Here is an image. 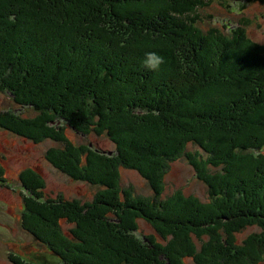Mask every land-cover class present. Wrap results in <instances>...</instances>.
Wrapping results in <instances>:
<instances>
[{"label": "trees", "instance_id": "trees-1", "mask_svg": "<svg viewBox=\"0 0 264 264\" xmlns=\"http://www.w3.org/2000/svg\"><path fill=\"white\" fill-rule=\"evenodd\" d=\"M212 1L0 0V89L37 112L6 119L2 113L6 122L0 126L33 143L71 144L68 127L80 136L107 137L113 145L111 154L85 144L80 152L74 145L45 151L57 168L100 186L84 211L79 199L45 194L39 171L23 170L22 186L31 196L24 200L22 226L38 240L47 236L48 251L58 253L61 264L264 260V43L248 35L244 16L246 2L264 0H216L224 7L217 13L236 23L216 25L204 10V25H198L196 12ZM144 43L158 48L163 66H144ZM201 86L204 100L198 104ZM190 142L199 146L203 161L183 154L207 199L156 197L149 204L153 215L137 203H130L132 212L116 203L119 167H134L151 180L147 172L165 174ZM128 192L135 193L131 186ZM118 208L123 214L116 216ZM141 217L162 241L138 234ZM60 219L74 240L64 238Z\"/></svg>", "mask_w": 264, "mask_h": 264}, {"label": "rangeland", "instance_id": "rangeland-1", "mask_svg": "<svg viewBox=\"0 0 264 264\" xmlns=\"http://www.w3.org/2000/svg\"><path fill=\"white\" fill-rule=\"evenodd\" d=\"M246 3L248 10L246 9V14H244V16L250 20V22L246 24V31L253 40L264 43V5L254 2L250 5L249 2ZM208 6L203 7L201 12L199 10L196 12L197 17L199 18L198 25H204V10L212 15L211 20L216 25H221V22L225 21L236 23V21L231 20V17L221 16L217 13L218 10H222L224 7L218 5L216 0H213L210 6ZM2 17H4V15ZM1 20L2 23H4V18ZM2 23L0 24V27L3 29L4 25H2ZM38 34L39 33L36 32L35 35ZM142 46H144L143 49L146 50V52H142L141 60L145 59L146 53L155 52L158 54V52H156L158 48L147 46L145 43ZM200 46L204 47V43L200 44ZM158 55L160 57L162 56L161 54ZM161 66L163 65L161 64ZM156 76V74H151L152 78ZM39 77H42V75H39ZM29 78L30 80L33 79L32 76ZM192 97L193 96H185L182 97V99L185 101L186 99L190 100ZM195 97L199 100L198 104L204 100V87L201 86L198 88ZM2 113L3 117L6 119V117L8 118L10 115L14 118L18 116V114L23 118L33 117L37 112L30 107L16 104L14 98L9 92H7V90H2L0 92V121L6 122L1 118ZM11 125L16 127L15 123H12ZM77 133L66 127V135L68 136L66 137L71 144L67 143L65 140H62L61 142L41 140L38 143H33L32 140L19 137L16 133L0 126V264H26L31 262L36 264H46L47 262L50 264H61L57 257L58 253L55 252L51 254L48 251V246H51V243L47 236H42V240H38L32 233L23 227L26 226V224L21 212L24 206L25 197L31 196V194L28 191L25 192V188L22 186L24 183L22 180L26 181L25 178H22V174L24 172L23 170L27 168L35 173L39 171V174L42 175V178L45 181V186H42L40 189L45 194L52 197L57 196V198L61 196L63 198L79 199L82 201L81 205L84 207L81 208L80 205V209L84 211L87 206L85 201L93 199V196L100 191V186L91 181L83 182L77 180L75 177L71 176L69 172L66 173L62 169L57 168L51 162L46 160L45 151L52 146L58 148L65 147V150H72L74 148L72 145H74L78 146V151L80 152V149H83L84 147L83 144H85L87 145V148H94V146L99 148L106 147L108 149V154H111L113 145L107 137H101V135L94 133V135H90L89 137L91 138H89L86 136H80L79 132ZM179 144L181 149L182 142L180 141ZM157 150L160 151L159 148ZM69 152L72 153V151ZM163 152L164 151H162V153ZM181 153L182 156L179 159H174V161L170 162L167 172H164L165 174H161L162 172H155V174L158 175L151 176L150 173L147 172V176L151 178V180H147L145 176L134 167H119L117 170L119 172L116 186L117 189H120L121 193H119V198H115L116 203L124 204L129 207L130 212H132L134 206V204L130 203H137L144 211L150 209L153 215L154 205L149 204H153V199L156 197L160 200L165 199L169 202H171L169 198L174 196L183 197L190 194L195 195V197L199 198L201 202L207 199V191L204 183L196 178L194 170L189 163L188 156L183 154L192 153L197 159L201 160L204 158L203 152L197 144L190 142L185 144ZM116 155H119V153H115V156ZM131 165L136 166V164L132 163ZM160 175L162 178L161 182ZM129 186L132 187V191L135 192L134 194L128 192ZM151 188L156 192H153ZM112 190L113 189H110V191ZM142 197L149 198L148 200H142ZM172 201L178 202L176 199ZM144 202H147V204H144ZM25 212L27 215L30 213L28 209ZM116 212V216L119 213L123 214L119 208ZM156 212L160 211L157 210ZM113 219L117 221L116 218ZM63 223L64 219H60L59 224L61 229L67 234L64 238L66 240H74V232L69 231V233H67V228L63 226ZM138 224V234L140 236L144 235L146 237L152 235L154 238L153 240L162 241V236L152 231V228L148 222H146L144 217H141L138 220ZM72 226L73 225L71 224L70 227ZM75 227L76 226H74L73 229ZM56 228L60 230L58 226H56ZM195 239L196 238L193 239V243L195 244L194 249L198 248V250H201ZM181 251H184V249ZM60 252L61 250L59 251V254ZM183 257L185 256L178 255L177 258L178 260L181 258L184 261L185 259ZM61 259L63 260V258ZM111 263L115 264L113 261ZM258 264H264V260Z\"/></svg>", "mask_w": 264, "mask_h": 264}, {"label": "clouds", "instance_id": "clouds-1", "mask_svg": "<svg viewBox=\"0 0 264 264\" xmlns=\"http://www.w3.org/2000/svg\"><path fill=\"white\" fill-rule=\"evenodd\" d=\"M162 62L163 58L160 57L157 53L149 52L146 53L143 63L148 70H156Z\"/></svg>", "mask_w": 264, "mask_h": 264}]
</instances>
